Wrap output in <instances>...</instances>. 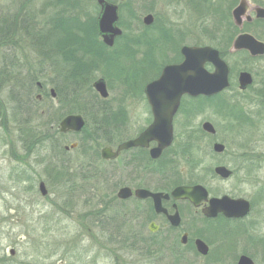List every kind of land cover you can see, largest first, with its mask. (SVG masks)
I'll return each mask as SVG.
<instances>
[{
  "label": "rangeland",
  "instance_id": "374dc122",
  "mask_svg": "<svg viewBox=\"0 0 264 264\" xmlns=\"http://www.w3.org/2000/svg\"><path fill=\"white\" fill-rule=\"evenodd\" d=\"M69 1L63 0L61 4L70 6L73 2L69 5ZM85 2V5L82 0L77 4L80 11L71 12L65 7H49L47 0H0V264H115V256L113 260L107 252L120 258L117 251L120 240L119 237L109 239L104 233L107 231L105 219L113 211L103 215L102 201L115 198L122 186L147 183L158 189L166 178L170 180L165 182L169 184L168 189L183 182H197L218 194L254 196L257 201L254 215L262 218L257 232L264 234V216L261 213L264 210V141L257 136L259 132L256 130H264V119L256 120L254 124H243L241 128L222 135L217 133L214 138L200 133L190 134L189 139L198 141L200 146L192 151L198 161L196 164L193 162L186 166L183 162L181 151L187 141L181 136L188 127L185 130L180 121L176 134L181 141L167 148L157 162L152 163L147 155L144 159L142 154L131 151L124 152L113 161L107 174L105 169L93 170L95 152L108 143L118 144L135 136L148 125L147 119L150 118L139 84L130 88L124 85L125 82L106 79V76L147 77L151 81L156 75L148 77L149 73H154L153 70L144 74L136 72L138 58L135 59L132 53L131 57L127 56L130 62L115 51L108 63L103 64L107 66L108 73L101 69L102 64L91 63L93 57L87 61L86 57L92 56L88 50L93 47L88 42L92 38L90 28L95 14L90 3ZM70 29L71 34L61 37L60 33L66 35ZM250 31L264 40V22L251 25ZM50 32L53 33L45 35ZM60 38L66 39L63 46L58 43ZM76 39L86 43L80 48L75 47L77 49L74 48L72 53V46L81 44ZM57 44L66 52L63 55L65 59L59 57ZM71 53L76 58L85 57L78 60L80 65L95 64L90 65L88 73L79 74V77L84 75L89 79L92 90L84 85L74 95L72 87L78 83L69 79L77 77L67 75L66 70V64L71 66L66 61ZM100 77L106 79L107 86L111 84L107 98L101 97L94 88V82ZM38 83L45 86L44 92L39 90ZM58 87L64 101H67L64 95L68 94L69 102L81 98L80 101L86 103L82 115L86 120L84 130L87 135L85 132L82 135L56 134L55 129L60 130L62 112L66 109L57 96ZM51 89H54L55 97ZM224 97H234L246 110L256 111L255 105L245 100H251L252 95L244 99L228 93ZM97 103L110 106L119 116L120 108L123 109V120L119 118L120 130L113 131L112 127L107 133L97 132V127H94L96 121H100L96 113ZM212 116V112L206 111L195 117L192 130L199 129L204 120L214 122ZM219 118L226 123L224 118ZM49 128L47 136L39 133ZM30 130L35 134H30ZM88 138L93 140L88 145L89 149L64 148ZM215 140L226 144L224 154L212 152ZM63 149L67 152H62ZM58 157L69 164L66 179L53 175L56 162L61 164ZM217 164L228 165L236 175L229 180L213 178V168ZM148 171L155 172V179H150ZM42 180L46 183L47 195L40 192L39 182ZM160 189H165V186ZM116 211L118 216L122 214L120 206ZM212 242L210 245L215 258L211 261L214 264H233V255L226 253L227 247L220 242ZM258 258L264 264V256ZM187 259L190 258L184 251H178L171 257L174 264H186ZM168 263L166 258H162L158 264Z\"/></svg>",
  "mask_w": 264,
  "mask_h": 264
},
{
  "label": "flooded vegetation",
  "instance_id": "af4514ba",
  "mask_svg": "<svg viewBox=\"0 0 264 264\" xmlns=\"http://www.w3.org/2000/svg\"><path fill=\"white\" fill-rule=\"evenodd\" d=\"M82 1L84 5L86 4L85 1H88L95 14L93 18L94 23L90 28L92 30V38L88 42V45L93 47L88 50L92 56L86 58H88L87 61H90L93 57L91 63L94 61L98 66L102 64L101 69L105 73H108L107 66L103 64L108 63V60L114 56L115 51L117 55L121 54L125 57H131L132 53L135 59L138 58V60L136 59V72L144 74L153 70L154 73H149L148 75V77L156 75L153 76V79L160 77L165 66L181 64L186 59L184 50L188 47H212L219 52L221 59L228 65L229 85L226 88L213 95L191 96L186 94L181 97L179 107L173 117V141L168 148L174 146L176 142L181 141L178 139V134H176L181 121L185 130L186 126L188 127L184 135L181 136L187 141L181 151L183 153L182 156H184L183 162H185L186 166L193 162L195 164L198 163L192 151H194V148H200L198 141L193 142L189 139L190 134L200 133L214 138V136H217V133L222 135L228 131L241 128L243 124L249 122H253L254 124L256 120L264 119V53L254 55L249 49L235 48L236 39L242 33H250L264 43L263 39L250 31L251 25L264 22V18L257 17V8H264V0H247V14L251 19L248 20L246 15H244L242 23L237 22L234 16V11L239 7L241 0ZM47 3L49 7L59 6L58 9L65 7L67 11L73 12L79 10L77 9V4L81 3V0H70L67 3H72V5L69 4L70 6L61 4L63 0H47ZM103 3L113 4L118 8L119 18L117 26L120 28L121 33L114 37L113 45L107 44L103 34L99 31L98 19L103 9ZM149 14L152 15L153 21L148 24L145 23L144 19ZM73 25L77 26V24ZM59 31L60 28L57 29V32ZM70 31L71 29L66 35L60 33L61 37L65 38L71 34ZM52 33L50 32L45 35L48 36ZM63 38L58 40L61 46L66 41ZM78 40L76 39L75 41ZM79 41L81 44L77 43L76 46H72V53L75 51V47L80 48V46H84L83 44L86 43L82 39ZM59 45L57 44V48L60 47ZM62 51V48L58 49L59 57L63 58L66 52ZM72 53L71 55H67L68 58H66V61L70 62L71 65L68 66L66 64L67 75L74 77L79 76V74L88 73L91 70V66L95 65L94 63L89 65L78 64V60H82L85 57L76 58ZM127 59L129 60L128 57ZM83 63L87 64L86 62ZM204 67L209 72L216 70L215 64L211 61H206ZM242 73H248L251 79L245 87L242 86L243 83L241 82ZM38 86L39 90L45 91V86L42 83H38ZM141 92L143 99L148 105L150 118L147 119L148 125L146 127L128 139L136 138L154 119L145 94V86L141 88ZM228 93L243 96L244 99L247 95H252L251 100H245L249 101L250 105H255L256 111H253L251 108L246 110L234 97H224ZM206 111L212 112L214 122L204 120L199 129L192 130L191 125L194 122V118L204 114ZM219 117L224 118L226 123H223ZM206 122H210L214 126L213 132L204 128ZM253 124L251 123V125ZM256 130L259 132L257 136L261 141H264V130ZM68 133L75 134L78 132L69 131ZM75 143L76 149L85 148V146L81 145V141L77 140ZM121 143H108L100 151L95 152V158L92 163L93 170L98 172L105 169V173L107 174L110 172L109 167L112 162L117 160L124 152L136 151L139 153L138 150H140L144 155L149 156L150 161L154 163L166 151L165 149L158 159L152 158L150 149L157 142L151 141L148 147H132L122 150L115 158L103 157L102 150L104 148L108 147L112 152H115ZM217 143L224 145L223 151L219 152L215 150V144ZM211 150L217 154H224L227 151V146L224 142L215 140L212 143ZM102 165H105V167H102ZM219 165H224L232 170V174L227 178L218 175L215 172V168ZM213 172V178H220L221 180H229L236 175V171L226 164L215 165ZM147 175H150V179H155L156 174L153 171H148ZM166 180L170 181L166 178L164 184L160 185V187L164 185L165 189H160V187L158 189L151 188L152 184L140 183L128 186L132 189V195L126 199L118 197L120 187L116 192V198L102 201V204H104L103 209H101L103 215L105 213L106 216L107 212L113 211V214L107 216L105 219V223H107L105 229L107 231L104 233L109 239L119 237L120 240L117 244V251L121 254L120 258L110 251L107 252V255L112 256L113 260L115 256V264H158L162 258H166L169 262L168 264H174V260H171V257L178 251H184L188 255V258H190L187 259L186 264H214L211 261L215 258L210 245L211 240L214 243L220 242L222 246L227 247L226 253L233 255V264H239L240 258L243 255L248 256L255 264H262V260L258 256H264V234L257 232L258 223H260L262 218L254 215L257 205L254 196H233L227 193L218 194L213 192L207 185L197 182H183L168 189L169 184H165ZM197 184L203 185L208 191V199H203L199 205H195L189 199H176L172 195V191L177 186ZM137 189H147L153 193L161 192L163 195H168V197H161L160 206V200L152 196H136L135 192ZM223 196H229L232 199L243 198L248 200L250 203L249 213L244 217H228L222 212H219L215 217L207 216L204 213V209L210 206V199L222 198ZM158 203L159 208L157 207ZM119 206L121 207L122 214L118 216L119 212L116 210ZM176 212L180 216V221L177 225L170 218ZM261 213L264 216L263 209ZM198 239H201L208 246L209 252L206 255L199 251L197 245Z\"/></svg>",
  "mask_w": 264,
  "mask_h": 264
},
{
  "label": "water",
  "instance_id": "95a60500",
  "mask_svg": "<svg viewBox=\"0 0 264 264\" xmlns=\"http://www.w3.org/2000/svg\"><path fill=\"white\" fill-rule=\"evenodd\" d=\"M103 2V0H101ZM103 9L98 19L99 31L103 34L107 44L113 45L114 37L121 33L117 26L118 8L116 5L103 3ZM248 1L241 0L239 7L234 11V16L237 22L242 23V17L246 15L248 20L250 16L247 14ZM257 17L264 18V8H257ZM145 23H151L153 17L151 14L144 19ZM235 48L249 49L252 54H263L264 43L259 41L250 33L240 34L235 42ZM184 54L186 59L181 64H170L164 67L159 78L148 82L145 86V94L150 104L153 113V122L136 138L123 141L115 152L108 147L102 150V155L105 158H115L122 150L132 147H148L151 141H156L157 144L150 149V155L154 159H158L163 151L167 149L173 141V117L176 113L181 97L183 95H213L229 85V68L224 60L221 59L219 52L212 47H188L185 48ZM211 61L215 64L216 70L209 72L204 63ZM251 81L248 73H242L241 82L245 87ZM94 88L103 98L109 96L107 82L104 78H98L94 82ZM52 94L55 97L56 93L52 89ZM86 125L84 116L80 113H73L65 116L60 121V131L67 133L69 131L81 132ZM204 128L209 131H214V126L210 122L204 124ZM76 143L66 145L65 149L75 148ZM216 151H223L224 145L215 144ZM215 172L221 177L227 178L232 174V170L224 165H219L215 168ZM39 189L42 195H47L48 189L46 183L42 180L39 183ZM136 196L147 197L152 196L160 200L163 193H153L147 189H137ZM132 195V189L128 186H123L118 191V197L126 199ZM174 198L189 199L195 205H199L203 199H208L207 189L201 185H181L174 188L172 191ZM159 208V203L157 204ZM250 211V203L248 200L239 198L232 199L229 196L222 198H211L210 206L204 209V213L209 217H215L219 212L224 213L228 217H244ZM174 224L180 221L179 213L170 216ZM199 251L206 255L209 252L208 246L201 240H197ZM14 253V250H11ZM239 264H255L248 256L243 255L240 258Z\"/></svg>",
  "mask_w": 264,
  "mask_h": 264
},
{
  "label": "trees",
  "instance_id": "16d2710c",
  "mask_svg": "<svg viewBox=\"0 0 264 264\" xmlns=\"http://www.w3.org/2000/svg\"><path fill=\"white\" fill-rule=\"evenodd\" d=\"M55 46H56V44H55ZM74 77H77V78L69 79L72 82L78 83L77 86L72 87V89H74V91H75V93L73 92L74 95L77 94V92L79 90L78 88L79 87H82L84 85H85V87H88V89H91L92 90V88H93L92 85L91 84H88V80L89 79L84 78L86 76L81 75L80 77H82V78H80L79 76H74ZM107 78H109L111 80H115V81H118L119 80V82H123V83L125 82L124 85L125 86L126 85L127 86H130V88H132V87H134L135 85H138V84L140 85V88H142L150 80V79L148 80L147 77L146 78H129V77H123V76H120V75H110V74H108V76H106V79ZM122 78H125L126 81H124ZM110 86H111V84H110ZM110 86H108V87L110 88ZM71 93H72V91H71ZM57 96H58V98L61 99V101L63 103V108L64 109L66 108L65 110H63L61 117H65L68 114L79 113V112H81L80 114H82V111L84 110V107H86L85 106L86 103H83V102L80 101L81 98H78V99L76 98V100L74 98V100H72V102H69V100H71V98H70V95L68 96V94L67 95H64L65 96V99H67V101H64V98L62 96V91L60 90L59 87H58V91H57ZM99 103L101 104V102H99ZM97 107H98V110H97L96 113H97L98 117H100V121H96L95 126H94V127H97V129H96L97 132H100V133L103 132V134H104V133H107L108 129L109 128L111 129L112 127H114L113 128V131H114V129L117 130V131L120 130V128H119V118L122 117V120H123V116H122V114L124 112L123 109L120 108L119 113H120L121 116H119L117 113L113 112V109L110 108V106H106V105L102 106V105H99L97 103ZM91 109H92V107H91ZM83 116H84V114H83ZM50 129L51 128L46 129V130L45 129H42V131H40L39 133L42 134L43 136L44 135L47 136L48 133H49L48 131ZM55 132H56V134H62L58 130V128L55 129ZM83 132H85L84 134H86V130H83L81 132V135H82ZM30 134H35V132L32 131V130H30ZM76 134H78V133H76ZM64 135L65 134H63V136ZM92 141H93L92 138H90V139L88 138V140L82 139L81 140V145L82 146H85L86 149H89V146L88 145L91 144ZM138 151H139V154H142L144 156V159H145V155L143 154V152H141L140 150H138ZM62 152L66 153L67 151L63 149ZM146 157L149 158V156H146ZM58 160H59V162L61 164H58V162H56V166L53 169L54 170L53 175L56 174V176H58V177H61L62 176V177H64L66 179L67 173L69 174V170H70L69 164H68V162L63 161L59 157H58ZM195 166H197V165H194L193 167H195Z\"/></svg>",
  "mask_w": 264,
  "mask_h": 264
}]
</instances>
